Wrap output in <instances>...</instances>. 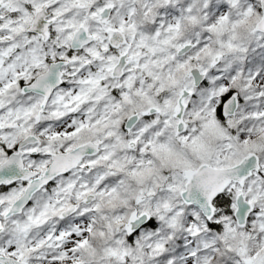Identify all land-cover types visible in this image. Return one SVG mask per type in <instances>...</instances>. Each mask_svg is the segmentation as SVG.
Listing matches in <instances>:
<instances>
[{
	"label": "snow or ice",
	"instance_id": "1",
	"mask_svg": "<svg viewBox=\"0 0 264 264\" xmlns=\"http://www.w3.org/2000/svg\"><path fill=\"white\" fill-rule=\"evenodd\" d=\"M0 264H264V0H0Z\"/></svg>",
	"mask_w": 264,
	"mask_h": 264
}]
</instances>
